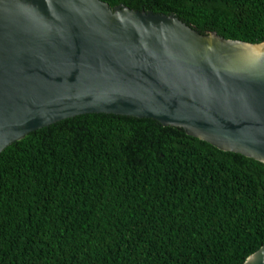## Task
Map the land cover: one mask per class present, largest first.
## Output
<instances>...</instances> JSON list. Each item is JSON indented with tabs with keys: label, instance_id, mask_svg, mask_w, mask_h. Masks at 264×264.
<instances>
[{
	"label": "trees",
	"instance_id": "1",
	"mask_svg": "<svg viewBox=\"0 0 264 264\" xmlns=\"http://www.w3.org/2000/svg\"><path fill=\"white\" fill-rule=\"evenodd\" d=\"M264 40V0H101ZM264 243V163L174 126L88 113L0 152V264H242Z\"/></svg>",
	"mask_w": 264,
	"mask_h": 264
},
{
	"label": "water",
	"instance_id": "2",
	"mask_svg": "<svg viewBox=\"0 0 264 264\" xmlns=\"http://www.w3.org/2000/svg\"><path fill=\"white\" fill-rule=\"evenodd\" d=\"M88 113L155 120L264 163V40L101 0H0V152ZM242 264H264V243Z\"/></svg>",
	"mask_w": 264,
	"mask_h": 264
}]
</instances>
